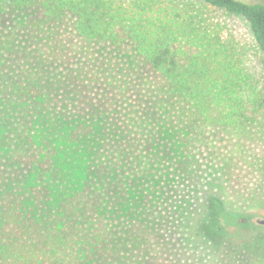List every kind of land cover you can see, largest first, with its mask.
<instances>
[{
  "label": "trees",
  "instance_id": "obj_1",
  "mask_svg": "<svg viewBox=\"0 0 264 264\" xmlns=\"http://www.w3.org/2000/svg\"><path fill=\"white\" fill-rule=\"evenodd\" d=\"M202 1L0 0V25L21 10L26 32L0 46V126L6 108L32 105L67 125L44 145L21 135L10 162L0 135V264L178 263L166 207L178 184L199 185L201 149L230 176L226 145L250 125L264 138V2ZM126 42L155 74L156 104L142 113L129 99L137 66L108 52ZM156 110L181 119L176 145L162 142ZM74 153L80 177L56 197L11 168L52 174Z\"/></svg>",
  "mask_w": 264,
  "mask_h": 264
},
{
  "label": "rangeland",
  "instance_id": "obj_2",
  "mask_svg": "<svg viewBox=\"0 0 264 264\" xmlns=\"http://www.w3.org/2000/svg\"><path fill=\"white\" fill-rule=\"evenodd\" d=\"M163 1L170 3V0ZM171 1L194 2L201 9L204 6L202 0ZM5 16L8 18V24L0 25V35L6 31V35L0 37V46L11 39H15L17 43L24 42L25 15L21 10H7ZM239 23V28L250 33L249 25L245 21L239 20ZM68 26L67 34L73 37L72 23ZM12 33H15L16 37H11ZM133 46L130 42L118 47L109 45V48L113 49L110 48L108 52L111 51L113 56L137 66L129 99L134 102L137 112L142 113L153 109L156 104L153 90L155 74L139 60ZM262 65L264 69L263 62ZM39 109L38 105H32L22 111L12 108L4 110L8 120L5 125L0 126V135L5 138L6 147L2 156L6 162L11 161L12 150L21 135L32 136L43 144L45 136L49 139L48 142L51 141L56 126L61 127L59 131L66 132V124L60 120L57 122L56 118L54 120L52 114H40ZM157 114L162 121V142L176 145L182 130L181 119L159 111ZM210 138L222 140V130H211ZM59 146L62 147L63 144L58 142L57 147ZM263 146L264 138L257 125L248 126L243 137L226 145V152H230L234 157L230 176L226 173L223 163L212 162L208 150L201 149L197 165L200 174L199 185L190 187L183 183L178 184L176 201L166 207L169 211L168 218L163 223V235L176 249L177 264H264ZM63 154L52 174L42 175L35 169H23L15 165H11V168H16L27 179L29 186L46 187L50 194L56 197L55 185L67 186L64 188L66 192L73 189L75 178H79L81 174L77 167L82 161L80 155L74 153V161L68 165L62 161L68 160ZM70 174H73L72 182ZM64 175L66 176L63 178ZM59 192L63 193L61 187ZM2 200L3 195L0 194V207Z\"/></svg>",
  "mask_w": 264,
  "mask_h": 264
}]
</instances>
